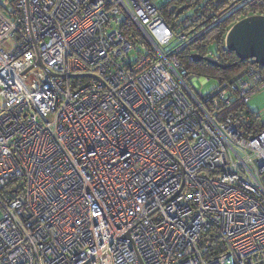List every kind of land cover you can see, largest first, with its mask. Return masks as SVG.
<instances>
[{
  "label": "built area",
  "instance_id": "built-area-1",
  "mask_svg": "<svg viewBox=\"0 0 264 264\" xmlns=\"http://www.w3.org/2000/svg\"><path fill=\"white\" fill-rule=\"evenodd\" d=\"M6 1L0 264H264L262 70L200 92L166 0Z\"/></svg>",
  "mask_w": 264,
  "mask_h": 264
},
{
  "label": "trees",
  "instance_id": "trees-1",
  "mask_svg": "<svg viewBox=\"0 0 264 264\" xmlns=\"http://www.w3.org/2000/svg\"><path fill=\"white\" fill-rule=\"evenodd\" d=\"M187 5H190L188 9L199 7L200 10L179 21L186 10L178 16L177 12ZM161 13L176 37L185 36V40L181 42L175 39L172 47L176 49L175 52L188 70L189 76L198 75L218 82H230L250 66L260 68L264 73V67L258 66L253 60L240 62L237 55L225 46L226 34L235 23L251 15L264 16V0H170L161 7ZM214 16L216 20L212 18ZM211 46L215 48L214 52L210 50ZM193 55H200L203 59L194 62ZM206 59L230 67L224 69ZM74 83L72 81L70 84L75 89L78 83L75 86ZM216 88L217 86L211 91ZM246 108L252 119V123L248 122V125L252 124V132L263 131L264 126L259 125L260 116L252 115L247 104Z\"/></svg>",
  "mask_w": 264,
  "mask_h": 264
},
{
  "label": "water",
  "instance_id": "water-1",
  "mask_svg": "<svg viewBox=\"0 0 264 264\" xmlns=\"http://www.w3.org/2000/svg\"><path fill=\"white\" fill-rule=\"evenodd\" d=\"M188 9V6L180 8L177 12V16L184 10ZM226 49L234 52L239 58L240 62H246L249 60L255 61L260 67H264V16L253 15L246 17L237 23H235L225 39ZM202 56L193 55V61H200ZM209 63L220 66L227 69L229 65H221L217 61L212 59H206ZM38 66L42 67V63L38 62ZM49 75H52L48 72Z\"/></svg>",
  "mask_w": 264,
  "mask_h": 264
},
{
  "label": "rangeland",
  "instance_id": "rangeland-1",
  "mask_svg": "<svg viewBox=\"0 0 264 264\" xmlns=\"http://www.w3.org/2000/svg\"><path fill=\"white\" fill-rule=\"evenodd\" d=\"M166 1H170V0H166ZM6 0H0V4L3 3V5L6 4ZM10 8V7H9ZM199 7H194L191 9H187L184 14H182L179 18V21H181L182 19L192 16L194 14H196L199 11ZM252 16V15H251ZM250 17V16H248ZM214 20H216V17H212ZM246 18V17H245ZM244 19V18H243ZM242 20V19H241ZM228 34V33H227ZM226 34V36H227ZM226 39V38H225ZM212 49V51L214 52L215 48H210V50ZM213 55V54H212ZM208 79V78H207ZM205 80V79H204ZM202 78H198L195 82L198 86V90L202 93H208L210 92L213 88H215L218 85V80L215 79H208L206 81H204ZM249 106L252 109H257V111H261L260 115L258 113H256L257 115L260 116V123L259 125L264 126V88L261 91L256 92L255 94H253L250 99H249ZM248 111V110H247ZM248 113V112H247ZM250 121L252 120L249 116Z\"/></svg>",
  "mask_w": 264,
  "mask_h": 264
},
{
  "label": "crops",
  "instance_id": "crops-1",
  "mask_svg": "<svg viewBox=\"0 0 264 264\" xmlns=\"http://www.w3.org/2000/svg\"><path fill=\"white\" fill-rule=\"evenodd\" d=\"M252 16H253V15H252ZM263 88H264V87H263ZM263 88L260 89V91L263 90ZM247 106H248V108H249V110H250V112H251L252 115H255L256 113H258V114L260 115V112H261V111H257V109H252V108L249 106V101H248V103H247ZM256 115H257V114H256Z\"/></svg>",
  "mask_w": 264,
  "mask_h": 264
},
{
  "label": "bare ground",
  "instance_id": "bare-ground-1",
  "mask_svg": "<svg viewBox=\"0 0 264 264\" xmlns=\"http://www.w3.org/2000/svg\"><path fill=\"white\" fill-rule=\"evenodd\" d=\"M190 7V5H188V8ZM187 10V9H186ZM185 11V10H184ZM249 61H251V60H249ZM259 66V65H258Z\"/></svg>",
  "mask_w": 264,
  "mask_h": 264
},
{
  "label": "flooded vegetation",
  "instance_id": "flooded-vegetation-1",
  "mask_svg": "<svg viewBox=\"0 0 264 264\" xmlns=\"http://www.w3.org/2000/svg\"><path fill=\"white\" fill-rule=\"evenodd\" d=\"M188 6V5H187Z\"/></svg>",
  "mask_w": 264,
  "mask_h": 264
}]
</instances>
